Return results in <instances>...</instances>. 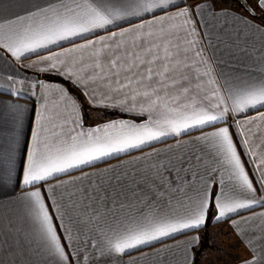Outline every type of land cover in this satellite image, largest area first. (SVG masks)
I'll return each instance as SVG.
<instances>
[{"label": "crops", "instance_id": "0c3cea01", "mask_svg": "<svg viewBox=\"0 0 264 264\" xmlns=\"http://www.w3.org/2000/svg\"><path fill=\"white\" fill-rule=\"evenodd\" d=\"M48 2L0 0V21L25 15L34 4L44 5ZM246 2L254 13L249 12L239 0H174V4H170L166 10L155 9L142 16L125 15L106 29L60 41L48 48L38 49L36 53H26L19 60L0 48V148L10 145L14 148L11 171L6 164L0 163V264H54L53 259L43 251L44 241L39 233V225L33 220L28 202L24 199L25 194L33 190L23 185V169L27 167L36 131L40 130L42 139L47 138L55 143L60 139L56 133L62 132L63 137L67 138L72 128L78 132L109 124L141 126L149 121L150 115L154 119L159 118L155 113L141 110L148 106L142 97L137 96L135 102L131 100L134 90L144 91L135 80L145 73L148 65L134 67L135 76L121 71L119 77H115L108 72V59L119 57L121 65L128 67L133 57L126 56L125 50L139 56L140 60L151 59L146 49L161 43L156 38L160 35L161 26L148 25L147 22L154 18L175 16L184 8L191 12L189 24L183 25V19L176 18L165 20L163 26L172 33L167 38L172 45H180L181 56L178 59L182 61V74L188 78L183 87L189 91L184 94L178 85L167 89L165 98L170 107L193 101L198 104L202 102L205 106L216 103L211 97L212 88L225 82L239 85L241 81L264 70V8L259 7L257 0ZM197 4L211 5L217 13L227 12V30L220 27L224 24L223 16L217 23L213 21L209 8L196 9L194 6ZM138 24H145L140 34L147 38L146 42L136 38L138 34L135 31L123 37L119 35L124 29H135ZM213 24L216 26L213 27ZM177 25H183V28ZM112 32L118 34L115 40L111 39ZM150 32L156 35L147 37ZM102 36L108 37L104 43L111 45L105 52L102 73L111 78L110 87L105 86V81L97 79L93 82L88 79L94 73L101 74L94 69V54L102 48L99 43ZM88 41L97 43L92 48H78ZM191 41L195 43H189ZM172 51H176L175 47ZM197 51L201 52L200 56L196 55ZM55 53H61L60 60L65 63H58L56 68H52L51 62L47 61L33 66L41 57ZM160 54L163 55V52ZM201 61H206V64ZM184 64L189 67L184 68ZM151 67L157 70L158 65ZM69 69L72 75H69ZM205 72H209V75H204ZM129 76L133 79L131 86L120 89V84L127 83ZM173 76L180 80V73ZM78 77L81 79L78 80ZM117 79L120 84L116 83ZM209 80H215L217 84L211 85ZM15 92L19 94L14 95ZM160 95H165L164 90ZM177 96L179 100L172 103V98ZM125 99L128 102L122 103ZM72 102H75L74 109ZM261 112H264V107H259V111L249 108L238 115L230 113L226 122H218L215 127L192 128L180 135H167L140 148L114 153L90 165L61 173L58 178L41 182L42 188L37 184L35 189L46 196L45 204L54 217V226L61 234L66 253L70 254L69 264H244L246 260H252L253 264H264V215H261L264 213V184L259 183L262 179L260 161L264 159V121L252 119L259 117ZM249 120L252 123H248ZM237 121L243 125L242 131L237 129ZM77 124L81 127H77ZM218 127H229L245 172L256 188L253 195L260 201L251 208L238 209L219 220L214 203L216 197L225 192H229V202L245 197L231 196L233 181L229 179L230 169L217 163L209 155L205 142L197 139ZM244 138L249 143L241 146ZM178 157L185 161L182 165L185 171L180 173L184 181L182 185L175 170L181 167ZM195 157H200V160L197 161ZM169 181L175 182L172 188L180 186L184 191L170 193ZM108 182L123 186L125 191H136L139 200L132 198L129 191L128 202L133 204V215L141 209L145 214L151 209L163 215L169 213L172 206L183 212L178 202L187 204L189 197L195 201L198 195L206 192L208 208L205 223L198 229L163 237L129 249L124 254H101L100 248L92 246L98 241V232L91 224L82 222L83 217L72 210V204L83 199V189L90 192L93 186ZM162 183L164 186L159 187ZM153 190L165 195L152 199L149 204ZM143 193H148V196ZM193 238L198 239L188 243ZM84 256L88 259L85 260Z\"/></svg>", "mask_w": 264, "mask_h": 264}, {"label": "snow or ice", "instance_id": "6c2138e0", "mask_svg": "<svg viewBox=\"0 0 264 264\" xmlns=\"http://www.w3.org/2000/svg\"><path fill=\"white\" fill-rule=\"evenodd\" d=\"M257 3L259 7L264 8V0H257ZM170 4H174V0H70V2L69 0H49L44 5L36 3L25 15H17L15 18L0 21V48L19 60L26 53H36L38 49L48 48L60 41L95 32L98 29H106L108 25L125 15L142 16L144 13L154 12L155 9L166 10ZM194 7L196 9L209 8L213 21L217 23L223 16L224 24L220 27L221 30H227V12L217 13L208 4H197ZM176 18H182L183 25L189 24L191 22L190 9L184 8L175 16L154 18L147 22L148 25L159 24L161 26L160 35L156 36L161 43L146 49V52L151 55V59L140 60L139 56L129 53L127 50H125V55L133 57L128 67L121 65L119 57L114 56L108 59V72L115 77H119L121 71L132 73L135 76L134 67L148 65L145 73L135 80V83L142 86L144 91L134 90L135 94L132 95L131 100L135 102L137 96L142 97L147 101L148 106L142 107L141 110L150 114L155 113L159 118L154 119L150 115L149 121L141 126L125 123L109 124L103 128L97 127L78 132L76 128H72L67 138L63 137L62 132L56 133L60 139L55 143L47 138L42 139L39 129L33 136V149L28 154L27 167L23 169V185L33 190L27 192L24 199L28 202L33 220L39 225V233L44 241L43 251L53 259L54 264H69L70 254L66 253L61 234H58L57 226H54V217L50 215L49 207L45 204L46 196L42 195L40 190L35 189L37 184H40L42 188L43 183L41 182L58 178L61 173H68L71 169L90 165L93 161L101 160L114 153L140 148L161 137L180 135L192 128L215 127L218 122H226V117L230 113L238 115L246 112L249 108L259 111V107H264V70H261L259 75H253L249 79L241 81L239 85L235 82H225L222 86L212 88L211 97L215 99L216 103H209L205 106L202 102L198 104L193 101L177 107L169 106V101L165 98L167 89L179 85L184 94L189 91L188 88L183 87V83L188 78L182 74V61L178 59L181 56L180 45H172L171 40L167 39L172 33L163 26L165 20ZM183 25L176 27L183 28ZM215 26L216 24H213V27ZM144 27L145 24H138L135 29H124L119 35L123 37L135 31L138 34L136 38L146 42L147 38L140 34ZM117 35L112 32L111 39L115 40ZM154 35L156 34L150 32L147 37ZM107 39L109 38L103 36L99 38L102 48L94 54V69H98L101 74L94 73L88 79L93 82L97 79L105 81V86L110 87L111 78L102 74L105 67L103 64L105 52L111 47L104 43ZM96 43L97 41H88L87 44L79 45L78 48H92ZM189 43H195V41ZM153 47L156 49L155 52H153ZM173 47L176 49L175 52L172 51ZM117 48L119 49V45ZM161 51L163 55L160 54ZM196 55L200 56L201 52L197 51ZM60 56L61 53L43 56L40 61L34 62L33 66L36 63L47 61L51 62L52 68H56L58 63H65L60 60ZM138 60L139 64H137ZM201 63L206 64V61H201ZM151 65H158L157 70H154ZM183 67L189 66L184 64ZM174 73H180L179 81L174 78ZM72 74L69 69V75ZM204 75H209V72H205ZM79 79L81 78L78 77ZM127 80V83L120 84L117 79L116 83L120 84V89L129 88L133 83L132 76L127 77ZM208 83L216 85L217 81L209 80ZM33 86L35 87V85ZM40 87L47 88L45 85H40ZM221 88L223 95H221ZM120 89H113V91ZM161 90H164V96L160 95ZM13 94L18 95L19 92ZM178 100V96L173 97L172 103H176ZM121 102L127 103L128 100L125 99ZM72 107L75 108V102H72ZM252 119L264 121V112H261L259 117ZM248 123H252V120H249ZM236 126L239 131H242L243 125L239 121L236 122ZM60 127L62 130L63 124ZM77 127L81 126L77 124ZM197 139L205 142V148L217 163L230 169L229 179L233 181L230 189L231 196L242 195L245 197L243 200L231 199L230 202L229 192L216 197L214 203L219 212L217 219L225 217L228 213L236 212L238 209L251 208L255 203L260 202L253 195L256 188L245 172L229 127L215 128L213 131L205 132L202 137ZM248 143V139L244 138L241 146ZM13 155L14 148L11 145L8 148H0V163L6 164L10 171L14 165ZM195 159L199 161L200 157H195ZM177 160L181 167L175 170L179 184L182 185L184 181L180 173L185 171L182 166L185 161L180 157ZM260 169L262 179L259 183L264 184V159L260 161ZM172 183L175 182H168L170 193L184 191L180 186L172 188ZM163 186V183L159 185V187ZM129 191L132 198L140 199L134 189ZM129 191H125L123 186H114L111 182L100 183L93 186L90 192L88 189H83V199L79 202L74 201L72 204V210L80 213L83 217L82 222L85 225L91 224L92 228L98 232V241L92 246L100 248L101 254L104 252L124 254L129 249L138 248L163 237H169L189 229H198L205 223V212L208 208L206 192L203 195H198L195 201L189 197L187 204L178 202L183 212L177 210L176 206H172L170 212L163 215L151 209L147 214L141 209L133 215L131 211L133 204L128 202ZM143 195L148 196V193H143ZM164 195V192L153 190L148 203L150 204L152 199ZM125 209H127L126 212H124ZM121 212L124 214L121 215ZM196 239L198 238H193V241L188 243H193ZM84 259L87 260L88 257L84 256ZM244 264H253V261L246 260Z\"/></svg>", "mask_w": 264, "mask_h": 264}, {"label": "water", "instance_id": "95a60500", "mask_svg": "<svg viewBox=\"0 0 264 264\" xmlns=\"http://www.w3.org/2000/svg\"><path fill=\"white\" fill-rule=\"evenodd\" d=\"M243 6L251 13H254V11L251 9V7L247 4L246 0H239Z\"/></svg>", "mask_w": 264, "mask_h": 264}, {"label": "trees", "instance_id": "16d2710c", "mask_svg": "<svg viewBox=\"0 0 264 264\" xmlns=\"http://www.w3.org/2000/svg\"><path fill=\"white\" fill-rule=\"evenodd\" d=\"M236 1H238V0H235V2H236ZM257 13H259V12H257ZM259 15H260V14H259ZM80 98H81V96H80Z\"/></svg>", "mask_w": 264, "mask_h": 264}]
</instances>
